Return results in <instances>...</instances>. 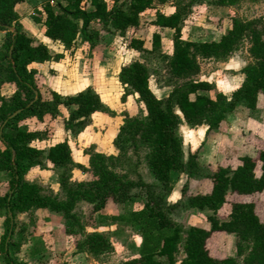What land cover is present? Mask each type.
<instances>
[{"label":"trees","instance_id":"obj_1","mask_svg":"<svg viewBox=\"0 0 264 264\" xmlns=\"http://www.w3.org/2000/svg\"><path fill=\"white\" fill-rule=\"evenodd\" d=\"M24 1L0 0V30L5 31L0 46V88L2 83L16 86L9 98L0 92V172L9 176V191L0 196V204L6 212L0 243L2 260L5 264H17L10 250L11 245H17L12 237L14 220L19 212L33 207L63 212L65 232L75 239L76 247L99 258L112 253L114 245L99 231L82 234L83 225L75 212L77 203L87 201L93 211H98L110 201L126 203L135 195V187H150V184L124 178L114 169L119 155L99 151L91 153L89 166L77 163L91 173V178L72 181L75 162L68 140L47 149L33 144L35 140L46 139L47 133L25 126L26 119L43 121L47 115L55 118L61 115L63 107L68 111L64 118L65 130L79 133L92 122L93 113L114 114L116 111L92 86L69 94L44 87L43 75L31 64L59 60L63 54L52 53L44 41L22 30L16 8ZM154 1L113 0L109 4L107 0H43L41 5L35 6L32 15L45 36L66 47L80 35L90 48H95L103 39L102 32H117L130 48L141 54L144 60L123 65L118 79L124 87L123 100L136 94L144 104L145 113L131 116L124 112L114 143L119 154L132 146L143 148L149 169L160 185L170 191L173 172H186L193 177L200 168L197 153H190L187 160L184 158L183 137L179 131L183 121L191 126L205 124L209 133L218 129L240 102L251 110L258 107L259 95L264 92V18H234L219 39H184L182 29L192 13V6L202 0H177L174 11L156 10L147 24L143 15L154 7ZM144 24L153 28L150 48L145 39L137 35ZM165 29L172 30L170 54L162 49ZM245 40L249 43L252 62L243 67L244 79L231 96L217 90L214 82L197 77L201 60H226ZM149 59L154 68L146 62ZM152 76L159 86H171L172 90L158 97L150 86ZM212 90H216L214 95L209 93ZM247 139L255 143V156L243 157L237 167L217 166L208 174L211 188L196 190L187 196L190 206L208 209L211 213L205 225L185 229L184 238L182 226L149 191L142 208L131 211L128 217L120 216L138 225L143 235L139 254L120 264H264V218L258 212L262 204L258 197L264 194V140ZM48 162L58 173L65 193L63 199L42 195L39 188L25 178L32 167H47ZM257 167L260 174L256 172ZM228 194H234L235 199L230 200L229 210L222 214L220 210ZM221 233L235 236L233 255L217 257L211 253L208 242ZM180 252L183 253L181 259L178 258Z\"/></svg>","mask_w":264,"mask_h":264},{"label":"rangeland","instance_id":"obj_2","mask_svg":"<svg viewBox=\"0 0 264 264\" xmlns=\"http://www.w3.org/2000/svg\"><path fill=\"white\" fill-rule=\"evenodd\" d=\"M28 1L31 9L35 4L39 6L43 2ZM107 1L109 4L113 2ZM176 1L155 0L154 7L144 13V22L148 24L156 10L171 13L175 9ZM29 14L22 13L23 17L19 15V18L28 24L25 27L19 19L22 30L30 36L45 40L52 53L63 54L59 60L31 65L43 75L44 87L69 94L92 86L102 100L116 111L114 114L103 111L93 113L92 122L79 133L65 130L64 118L68 111L63 107L61 115L55 118L47 115L43 121L35 118L26 119L23 122L25 126L32 130H45L47 133L46 139L35 140L33 144L47 149L59 141L68 140L75 162L71 172L72 181L91 178V173L78 167L77 163L89 166L91 153L99 151L119 155L114 169L124 178L150 184V187L143 185L135 187L133 189L135 195L126 203L116 204L110 201L98 211H93V206L87 201L77 203L75 212L83 225L82 234L99 231L114 245L112 253L99 258L76 247L75 239L65 232L66 218L63 212L35 207L19 212L14 220L15 229L12 234L17 245L10 246L17 264H120L122 260L138 255L143 239L141 229L127 219L122 220L119 217H128L131 211L142 208L148 199V191L160 199L169 216L182 226L183 238L186 236L185 229L189 226L205 225L211 211L190 206L187 196L196 190H209L211 180L208 174L217 166L237 167L242 164L243 157L256 155L255 143L249 142L247 138H262L261 135H264V95L258 107L252 110L240 102L234 112L227 114L219 128L209 133L205 124L191 126L183 121L179 131L183 137L184 158L187 160L190 153H197L200 168L193 177L186 172H173L172 188L168 191L160 185L149 169L143 148L136 149L132 146L119 154L114 143L124 121V112L131 116L145 113L144 104L137 99L136 94H130L123 100L124 87L118 79V73L123 65L137 59L144 60L141 54L130 48L123 36L117 32L113 34L102 32L103 39L95 48H90L89 43L82 41L80 35L70 47H66L60 42L46 39L39 22ZM256 17L264 18V0H202L201 3L192 6V13L182 29V37L197 41L219 39L234 18L245 20ZM147 24L139 29L137 35L143 37L146 46L150 48L153 28ZM171 35L170 29L162 32V49L168 54L173 51ZM248 47L249 43L245 40L226 60L213 58L201 60V71L197 77L214 82L217 90L231 96L242 83L243 67L252 62ZM146 62L153 67L151 59ZM150 86L158 97L166 96L172 90L171 86H159L155 76L150 78ZM15 89L14 83H2L0 92L9 98ZM215 91L209 93L214 95ZM248 118H251V121ZM250 149L252 154L249 152ZM46 166L32 167L25 175L26 180L35 184L42 195L63 199L65 193L58 181L57 171L50 162ZM256 172L260 174L259 167ZM8 178L7 173L0 172V196L9 191ZM233 199L234 194H228L220 213H227L230 200ZM259 200H262V204L258 212L263 219L264 194L258 197ZM5 224L6 212L0 204V243ZM208 243L214 256L223 257L235 253L233 234H216ZM178 258H183L182 252Z\"/></svg>","mask_w":264,"mask_h":264},{"label":"crops","instance_id":"obj_3","mask_svg":"<svg viewBox=\"0 0 264 264\" xmlns=\"http://www.w3.org/2000/svg\"><path fill=\"white\" fill-rule=\"evenodd\" d=\"M30 3H29V1L28 0H26V1H24V2H22V3H20L18 6H17V8H16V10H17V12L19 13V15H20V17H23L22 16V13H30L29 15L31 16L32 15V12H33V10L35 9V6H36V4L34 5V6H32V9L31 8H29L30 6ZM28 8V10H26ZM20 22H22L23 23V25L26 27V26H28V24H26V22H25V20H23V19H21L20 18ZM42 33H43V30H42ZM28 34V33H27ZM4 35H5V31H2V30H0V46H1V43H2V41H3V38H4ZM28 35H30V34H28ZM43 35H44V33H43ZM32 36V35H31ZM44 37L46 38V39H49L47 36H45L44 35ZM39 39V38H38ZM42 40V39H41ZM51 40V39H50ZM42 41H44L45 42V40H42ZM46 43V42H45ZM34 63H37V62H34ZM33 64V63H32ZM31 64V65H32ZM35 68V67H34ZM243 79H244V77H243ZM209 81V80H208ZM243 81V80H242ZM241 85V84H240ZM239 87V86H238ZM264 95V92L263 93H260V95H259V102L261 101V97ZM97 112H99V111H97ZM249 119V121H251L250 119L251 118H248ZM230 130V129H229ZM257 134H260L259 132H257V131H255ZM261 137L262 138H264V135H261ZM261 138V139H262ZM252 150L250 149L249 150V152L252 154L253 152H251ZM0 264H5L4 262H3V260H2V255H1V252H0Z\"/></svg>","mask_w":264,"mask_h":264},{"label":"water","instance_id":"obj_4","mask_svg":"<svg viewBox=\"0 0 264 264\" xmlns=\"http://www.w3.org/2000/svg\"><path fill=\"white\" fill-rule=\"evenodd\" d=\"M10 29H13V27H10ZM15 113H16V112H15ZM15 113H14V114H15ZM14 114H13V115H14ZM9 238H10V235L8 236V239H9Z\"/></svg>","mask_w":264,"mask_h":264}]
</instances>
